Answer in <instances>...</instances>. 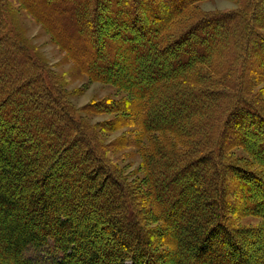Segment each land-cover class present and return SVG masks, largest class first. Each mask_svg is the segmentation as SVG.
Returning a JSON list of instances; mask_svg holds the SVG:
<instances>
[{
	"label": "trees",
	"instance_id": "obj_1",
	"mask_svg": "<svg viewBox=\"0 0 264 264\" xmlns=\"http://www.w3.org/2000/svg\"><path fill=\"white\" fill-rule=\"evenodd\" d=\"M20 1L87 73L131 88L145 141L163 136L144 150L145 183L130 186L47 64L18 32L6 31L0 3V264H38L26 252L50 243L48 264H162L166 245L176 264L260 261L244 244L258 229L235 221L245 211L264 215V110L244 84L258 54L264 74L257 7L200 13L179 29L173 22L189 15L192 0ZM107 7L121 37L103 48L105 28L89 22H100ZM124 23L135 31L120 29ZM118 54L127 57L126 71L115 65ZM234 145L251 149L261 165L234 159ZM184 216L187 224H171Z\"/></svg>",
	"mask_w": 264,
	"mask_h": 264
},
{
	"label": "rangeland",
	"instance_id": "obj_2",
	"mask_svg": "<svg viewBox=\"0 0 264 264\" xmlns=\"http://www.w3.org/2000/svg\"><path fill=\"white\" fill-rule=\"evenodd\" d=\"M0 3L1 5L6 4L7 6L5 8L7 11V14H5L7 20L3 24L6 31L10 34L14 31L18 32L31 47L33 55L47 64L51 72V77L60 89L63 98L73 108L77 117L87 123L91 130L90 132L95 133L100 149L105 151L109 159H111V163L118 168L120 175L130 186L141 189L143 183H145L146 176L144 150L150 146L149 139L151 137L158 138L162 137L163 134L155 132L145 141L144 133L142 134L138 125L140 121L139 112L134 113L130 108L134 100L131 88L120 82L97 79L87 73L72 59L47 25L33 14L25 3L20 0H0ZM247 4L251 5V7L247 6ZM256 7V18L259 21H264V0H192L189 15H182L176 18L173 26L182 29L186 25L191 24L197 14L200 13L224 14L239 10L243 12L248 10L252 13ZM111 11V7L104 9L105 14L102 12V16H99L101 21H97L96 25L93 21L89 22L90 27L96 26L97 29L100 27L102 30L104 28L107 30L102 31L104 33L101 35V45L103 48L109 46V41H115L121 37V30L116 29L117 27L115 28L117 22L107 16L109 14L112 15L110 13ZM3 18L2 21L5 20L4 16ZM240 26H238L239 31L241 30ZM123 27L133 32L135 31V28H132L127 23L120 26V29H123ZM261 32L264 33V28L261 29ZM250 55H254V51L248 56ZM117 59L118 61L115 65L120 67L121 72L126 71L128 69L126 66L127 57H124V54H118ZM259 59L260 54L249 60V64L246 66L248 68L246 70L244 84L246 86L245 90L248 92L250 98L255 100L256 104L258 103L264 110V74L262 68L258 66L257 61ZM216 74L215 76L217 77ZM129 77L126 76L124 80H127ZM218 104L221 105L220 108H223L227 104V101L223 99ZM166 136L171 145L179 144V139L177 140L174 134L168 133ZM247 137L250 142L254 140L252 135H248ZM141 138H143L142 143L145 141L142 145L137 143ZM253 146L258 151V147L256 145ZM250 150L249 148L234 145L230 149V154L234 159H239L250 164L257 162L261 165L262 161H258L257 157ZM236 199L237 196L232 201L236 203ZM262 210H264V206H262ZM239 211L243 212L241 208ZM95 214L92 212L90 221L95 218ZM189 220L184 216L182 219L171 221V224H187ZM235 221L236 225L242 229H258L257 236L253 232H247L248 236L245 235L244 244L246 249L253 254L251 258L258 256L260 257L259 260L262 261L264 259V230L262 229L264 227V215H257L245 211L243 214H238ZM114 228V226H110L108 229H105L103 231L104 237L109 236L110 231ZM96 233L98 232L93 231L91 234L95 235ZM257 239L259 240V244L257 241L254 242ZM102 240L105 246H111L115 243L114 239L111 242H106L104 238ZM250 240H253V243ZM166 246H161V250L166 252V257L162 264H176L178 255L172 246ZM26 253L35 259L38 264H48L49 259L55 255V250L53 244L50 243L41 249H29ZM260 261H257L255 264H262Z\"/></svg>",
	"mask_w": 264,
	"mask_h": 264
}]
</instances>
